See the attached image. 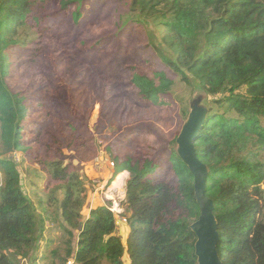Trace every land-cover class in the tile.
I'll return each instance as SVG.
<instances>
[{
  "label": "trees",
  "instance_id": "16d2710c",
  "mask_svg": "<svg viewBox=\"0 0 264 264\" xmlns=\"http://www.w3.org/2000/svg\"><path fill=\"white\" fill-rule=\"evenodd\" d=\"M89 2L0 0V264H22L34 257L46 264H198L197 239L190 227L201 210L194 177L177 154L179 133L166 143L151 132L132 129L137 135L124 148L131 152L111 159L115 178L129 174L125 201L130 235L125 244L121 217L109 204H92L83 166L67 159V152H73L87 165L95 145L91 111H78L80 101L73 93L80 76L67 82L71 88L63 98L51 101L37 99L32 91L31 102L28 92H15L9 83L15 65L12 55L29 53L35 59L40 43L35 44L44 28L59 20L83 26ZM206 2L214 10L201 13L203 27L194 23L192 5L180 0H132V5L142 17L139 23L145 25L146 18L162 23V43L175 58L164 57L166 66L187 85H192L193 76L200 89L215 98L208 105L196 152L210 169L207 196L215 205L223 264H264V4ZM42 8L45 13H39ZM227 13H233V22ZM258 29L263 34L255 36ZM176 43L183 55L172 49ZM229 53L232 59L220 69ZM70 54L81 59L87 50L74 45ZM125 71L140 104L174 109L168 98L174 82L157 64L145 59ZM53 73L61 74L58 67ZM106 77L99 98L102 111L119 97L109 93L114 86ZM52 112L59 113L58 124L50 125ZM188 115L183 113L185 120ZM149 137L154 143L146 147L141 139ZM15 154H20V162L11 158ZM26 166L32 175V198L23 190ZM50 230L67 237L66 247L41 256L39 243Z\"/></svg>",
  "mask_w": 264,
  "mask_h": 264
},
{
  "label": "rangeland",
  "instance_id": "374dc122",
  "mask_svg": "<svg viewBox=\"0 0 264 264\" xmlns=\"http://www.w3.org/2000/svg\"><path fill=\"white\" fill-rule=\"evenodd\" d=\"M254 1L261 6L264 4V0ZM180 3L192 5L193 21L200 27L205 25L201 19V13L209 14L214 10L207 5L206 0H180ZM88 4L83 26L77 27L70 20L64 19L56 22L54 26L50 25L44 28L42 37L38 38L35 44L40 43V46L36 47L35 59H32V54L27 56L29 53H14L12 60L15 65L12 68L13 73L9 81L15 92H28L31 102L32 91L37 95V99L43 98L51 101L63 98L71 88L68 83H72L73 79L80 76V84H74L72 87L73 93L78 95L76 99L80 101L77 106L78 111L85 114H87L86 110L91 111L88 114L90 115L89 125L95 145L89 152V156L92 158L88 159L87 165H83L80 158L73 152H67V159L74 164L83 166L85 173L86 167L92 166L91 160H94L101 152L108 154L110 161L114 156L130 153V149L124 148L125 143L133 140L137 135L136 132L131 134L130 130L132 129L151 132L166 143H170L177 133L180 134L186 121L183 113L189 112L190 104L195 99L202 97L203 104L206 106L215 99L200 89L193 76H190L192 85H187L162 61L164 57L170 60L175 58L162 43L165 30L159 20L146 18L143 19L147 21L145 25L139 23L142 17L134 11L132 0H90ZM258 12L259 10H256L251 13L248 20L253 19ZM39 13H45L43 8L39 9ZM233 16V13L226 14L227 18H231V22H233ZM235 21L239 22V19L235 18ZM224 25L228 26V23ZM49 27L52 29L51 31H48ZM258 30L253 32L255 36L263 34V31ZM74 45L86 48L87 54L81 59L73 58L70 53ZM146 46L148 50H146ZM172 49L175 54L183 55L177 43L172 46ZM62 52L65 53L62 54ZM41 53L44 55L40 56ZM145 59L157 64L158 69L165 71L173 80L174 85L168 95V98L174 103L173 110L155 109L140 104L135 92L128 86L125 68L134 64L140 65L141 61ZM231 59L232 53H229L223 60ZM20 60H25L26 64L22 65ZM187 60H190V57ZM228 62L221 64L219 68L222 69ZM57 67L60 75L53 73ZM93 69H96V72L91 74ZM106 76L111 77L114 86V89L108 90L109 93L117 94L119 97L111 100L110 105L102 111L99 98L102 88H105L108 83ZM89 104H94V107ZM59 122V113L52 112L49 117L50 125ZM141 140L144 141L143 145L146 147L148 143H154L152 137ZM96 147L97 150L94 152ZM12 156L20 162V154ZM27 170L28 166L24 168L23 172V190L32 198V188L30 187L32 175L29 176ZM100 170L102 168H92L89 175L86 173L92 204L96 202L102 205L109 204V207L115 210V199H107L104 193L111 186L116 174L115 172L113 175L111 173L108 180L103 174L99 175ZM124 189L126 192V188ZM121 198L116 199L121 202L120 206L124 210L127 200L121 201ZM125 210L127 214L121 216L130 217L128 205ZM49 239H53L51 244L48 243ZM66 241L67 237L61 231L50 230L44 240L39 243L40 250L38 252L41 256H47L52 250L66 247ZM38 258L40 259V257ZM36 261L35 258L32 264H36ZM28 262L30 261L28 260Z\"/></svg>",
  "mask_w": 264,
  "mask_h": 264
},
{
  "label": "water",
  "instance_id": "95a60500",
  "mask_svg": "<svg viewBox=\"0 0 264 264\" xmlns=\"http://www.w3.org/2000/svg\"><path fill=\"white\" fill-rule=\"evenodd\" d=\"M209 113L208 106L203 104V98L198 97L195 99L190 104L188 118L177 137L176 144L178 156L194 177L195 197L201 210L200 218L190 227L197 239L195 254L198 258V264H223L218 253L220 233L219 224L214 213L215 205L214 201L207 196L210 169L198 158L196 152V143L206 124ZM123 225L127 228L128 233L127 224ZM125 236L126 234H124V238H126ZM127 240L128 238L123 239V242L126 244Z\"/></svg>",
  "mask_w": 264,
  "mask_h": 264
},
{
  "label": "bare ground",
  "instance_id": "6f19581e",
  "mask_svg": "<svg viewBox=\"0 0 264 264\" xmlns=\"http://www.w3.org/2000/svg\"><path fill=\"white\" fill-rule=\"evenodd\" d=\"M126 183V176L117 177L112 183L108 190L104 193V196L108 199H115V208L116 210L122 212L124 214V210L121 208L120 203L116 198L121 201H125L124 188ZM120 193V194H119Z\"/></svg>",
  "mask_w": 264,
  "mask_h": 264
},
{
  "label": "crops",
  "instance_id": "0c3cea01",
  "mask_svg": "<svg viewBox=\"0 0 264 264\" xmlns=\"http://www.w3.org/2000/svg\"><path fill=\"white\" fill-rule=\"evenodd\" d=\"M107 158V157H106ZM108 159V158H107ZM109 160V159H108ZM110 161V160H109ZM93 167L92 166H88V167H86V173H88V175H89V173L91 172V169H92ZM90 169V170H89ZM94 169H96V168H94ZM111 173H112V175L114 174V170L112 169V168H110V167H108V165L105 163L104 165H103V167H102V170H100V172H99V175L101 174H103L108 180L110 179V177H111ZM123 173H126V172H123ZM100 175V176H101ZM124 176H126V174H123ZM123 175H121V176H123ZM127 177V176H126ZM128 177H129V174H128ZM128 177H127V179H128ZM89 213V212H88ZM127 227H128V233H127V228L123 225V224H120V234H121V236H122V238L123 239H126V238H129L128 236L130 235V227H129V225L127 224ZM124 234H126V238H124ZM128 241V240H127ZM52 243V242H51ZM51 243H49V244H51ZM43 256V255H42ZM34 258H36V257H34ZM30 262H28L27 260L26 261H24V264L26 263V264H32V262L34 261V260H32V258L29 260ZM47 262L45 261V260H42V259H40L38 262H36V264H46ZM72 264H73V262H72ZM126 264H129V262L127 261V263Z\"/></svg>",
  "mask_w": 264,
  "mask_h": 264
},
{
  "label": "built area",
  "instance_id": "2783aa9c",
  "mask_svg": "<svg viewBox=\"0 0 264 264\" xmlns=\"http://www.w3.org/2000/svg\"><path fill=\"white\" fill-rule=\"evenodd\" d=\"M105 163L108 165V167H110L112 169L116 167L112 161H109L106 158V155L104 152H101L98 156H96V158L92 162V167L96 168V169H101ZM0 180H1L0 181V187H1L2 186V174H1V172H0ZM124 191H125V189H124ZM124 194H125V192H124ZM111 210L113 212L117 213L121 217L120 221H119V225L120 224H127V217L121 216V215H123L122 212L116 210V208H115V210L113 208H111ZM69 264H72V262H69Z\"/></svg>",
  "mask_w": 264,
  "mask_h": 264
}]
</instances>
